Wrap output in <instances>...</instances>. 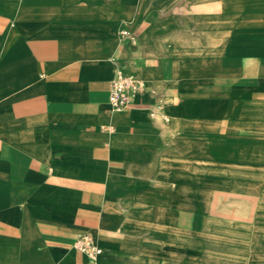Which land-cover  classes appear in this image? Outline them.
Segmentation results:
<instances>
[{
	"label": "crops",
	"instance_id": "0c3cea01",
	"mask_svg": "<svg viewBox=\"0 0 264 264\" xmlns=\"http://www.w3.org/2000/svg\"><path fill=\"white\" fill-rule=\"evenodd\" d=\"M261 202L264 0H0V264H232Z\"/></svg>",
	"mask_w": 264,
	"mask_h": 264
},
{
	"label": "built area",
	"instance_id": "2783aa9c",
	"mask_svg": "<svg viewBox=\"0 0 264 264\" xmlns=\"http://www.w3.org/2000/svg\"><path fill=\"white\" fill-rule=\"evenodd\" d=\"M123 34L127 31L123 30ZM144 88V82L136 79L130 73L117 70L111 80L108 101L111 109H127L135 96ZM166 119L165 116H163ZM78 251L85 254L90 260H95L101 253V248L97 246L93 238L89 235H81L75 241Z\"/></svg>",
	"mask_w": 264,
	"mask_h": 264
},
{
	"label": "rangeland",
	"instance_id": "374dc122",
	"mask_svg": "<svg viewBox=\"0 0 264 264\" xmlns=\"http://www.w3.org/2000/svg\"><path fill=\"white\" fill-rule=\"evenodd\" d=\"M258 212L256 213V224L260 225L257 228L255 234V242L262 241L261 246L254 250H250L245 255L231 257L225 259L226 261H230L232 264H264V202H261L257 207ZM258 243H255L257 245Z\"/></svg>",
	"mask_w": 264,
	"mask_h": 264
}]
</instances>
